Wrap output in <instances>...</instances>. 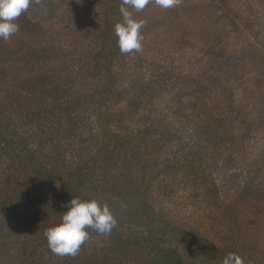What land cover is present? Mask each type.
<instances>
[{
    "label": "trees",
    "instance_id": "16d2710c",
    "mask_svg": "<svg viewBox=\"0 0 264 264\" xmlns=\"http://www.w3.org/2000/svg\"><path fill=\"white\" fill-rule=\"evenodd\" d=\"M120 4L110 1L102 47L93 51L92 62L85 56L79 66H71L67 58L58 61L27 45L0 41V170L7 185L0 182L1 215L10 207V190L16 193L14 205L26 209L25 219H36L40 206L48 212L44 184L55 183L70 200L106 203L117 225L107 236L88 230L90 239L76 256L50 264H127L141 257L147 264H222L229 253L241 256L244 264H264V251L258 250L262 231L257 228L256 241L246 243L251 232L239 209L250 202L264 208L259 175L250 174L235 188L231 178L220 176L228 152L250 141V135L232 129L243 119L235 115L240 111L234 108L231 116L222 105L234 98L227 96L232 91L228 75L203 78L192 94L184 89L166 105L159 106L162 96L183 80L174 68L143 76L126 92L116 71L128 55L121 54L114 32L123 21ZM50 5L46 0L47 9ZM209 6L212 12L225 10L234 26L245 15L257 27L258 13L264 15V0L257 6L252 0H218ZM243 124L248 131L251 124L245 119ZM6 163L14 166L13 173L4 169ZM30 219L31 231L48 229L46 221L30 225ZM202 222L208 225L204 235ZM205 233L224 242L216 244ZM95 237L113 246L102 257L88 259Z\"/></svg>",
    "mask_w": 264,
    "mask_h": 264
},
{
    "label": "rangeland",
    "instance_id": "374dc122",
    "mask_svg": "<svg viewBox=\"0 0 264 264\" xmlns=\"http://www.w3.org/2000/svg\"><path fill=\"white\" fill-rule=\"evenodd\" d=\"M110 1L50 0L52 5L47 9L46 0H39L38 6L35 4L39 2L33 0L25 12L26 18L22 14L15 21L19 25V31L9 40L0 41H4L6 45H27L29 50L37 52L41 50L38 54L62 62L67 58L66 63L79 66L85 56L91 59L93 51L102 47L100 42L107 29ZM217 1L181 0L179 6L170 9L160 8L152 3L140 12L130 10L134 19L146 22L142 29L144 40L141 52L128 54L120 59V67L116 68L118 80L127 92L133 82L143 76L149 77L154 72L161 71L163 74L167 70L176 69V73H181L183 80L175 84L174 88L167 90L162 96L160 106L162 103L166 105L174 101L176 95L184 89L192 94L196 84L206 78L223 77L227 74L226 79L231 82L232 89L227 96L232 94L234 98L230 105L227 106L228 102L222 105L227 107L228 114L234 108L237 113L240 111L235 115L251 124L248 131L243 119L232 125V129L243 131V135H250V141L239 146L240 150L228 152L229 160L223 163L220 176L231 178L233 181L231 185L235 188L237 185H243L245 178L250 174L251 176L258 174V184L264 186V15L258 13L257 27L253 25L254 22L247 21L245 15L239 26H234L229 22L225 10L216 8L214 12L210 10L209 5ZM259 2L260 0H252L254 6ZM235 3L238 4L237 1ZM254 14L256 15V11ZM248 15L249 12L247 17ZM31 25L36 28H32ZM35 57H38L37 53ZM121 108H127L125 101ZM174 109L172 111H175ZM247 162L250 163V167ZM4 169L8 173H13L14 166L6 163ZM5 179V172L1 169L0 182L2 186L7 187ZM43 192L46 193L43 204H48V212L42 210L43 206H40L37 212L41 213L34 220L24 218L26 209L22 204L14 205L17 201L16 193L13 190L8 192L6 202L10 207L5 210L4 216L0 213V264H29L43 261L50 264L57 262L61 257L46 247L45 233L61 222L63 213L67 211L66 205L70 201L69 192L55 183H45ZM20 199L21 202H25L26 195L22 194ZM251 203L239 208L244 209L243 219L251 232L247 234L246 243L256 241L257 228L262 231L258 236L264 238V208H261L259 203L255 205ZM29 219L30 225L46 221L49 223L48 229L43 230L39 227L31 231L27 226ZM206 223H200L202 235L204 228L208 226ZM205 236L216 244L224 242L216 234L205 233ZM103 240L95 237L93 244L97 247L92 246L88 259L92 254L93 256L99 254L98 256L102 257L106 254L103 251L110 250L113 243L107 239ZM258 250L264 251V243L259 245ZM127 264H147V259L142 257L139 261L131 259Z\"/></svg>",
    "mask_w": 264,
    "mask_h": 264
},
{
    "label": "clouds",
    "instance_id": "9594fccd",
    "mask_svg": "<svg viewBox=\"0 0 264 264\" xmlns=\"http://www.w3.org/2000/svg\"><path fill=\"white\" fill-rule=\"evenodd\" d=\"M39 2V0H36ZM33 0H0V39L9 40L19 31L16 19L28 11ZM170 9L179 6L181 0H121L119 11L123 17L121 23L114 26L121 54L142 51L144 20L133 18V12H140L149 4ZM59 224L49 228L46 233L48 248L58 256H76L82 245L90 239L88 229L107 236L117 225V220L109 206L99 201L81 200L73 197L66 205ZM222 264H244V259L236 253L227 254Z\"/></svg>",
    "mask_w": 264,
    "mask_h": 264
}]
</instances>
